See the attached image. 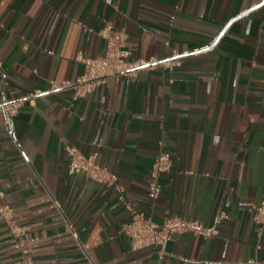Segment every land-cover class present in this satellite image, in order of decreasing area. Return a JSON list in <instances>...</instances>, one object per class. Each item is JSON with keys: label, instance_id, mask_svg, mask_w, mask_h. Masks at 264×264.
I'll return each instance as SVG.
<instances>
[{"label": "crops", "instance_id": "crops-1", "mask_svg": "<svg viewBox=\"0 0 264 264\" xmlns=\"http://www.w3.org/2000/svg\"><path fill=\"white\" fill-rule=\"evenodd\" d=\"M106 21L153 62L74 98L76 57L105 54ZM38 89L8 131L2 103ZM68 144L122 191L69 174ZM159 151L172 165L153 200ZM0 190L27 226L17 238L0 220V264H264V0H0ZM127 205L216 232L133 250Z\"/></svg>", "mask_w": 264, "mask_h": 264}, {"label": "built area", "instance_id": "built-area-1", "mask_svg": "<svg viewBox=\"0 0 264 264\" xmlns=\"http://www.w3.org/2000/svg\"><path fill=\"white\" fill-rule=\"evenodd\" d=\"M99 34L106 39L105 54L98 57H88L78 53L77 60L82 62L85 67L84 73L80 76L77 83H74V98L84 96L92 92L98 85L105 83L109 78L119 79L123 75L133 76L135 71L149 66L151 61L145 59L131 58L132 50L128 46L122 30L116 28L111 21H106L100 29ZM164 67H171L176 64L174 60L162 62ZM62 85L52 81V89ZM47 91L35 90L27 96L6 99L2 103L4 111V126L12 132L14 130L15 116L26 98L44 94ZM65 150L68 156L67 172L69 174L84 173L88 178L96 180L106 186H112L122 191L118 184V176L115 172L101 164L95 155L84 154L75 145H66ZM172 165L171 155L166 151H159L152 163L151 179L148 187V195L155 200L162 191L161 176L168 172ZM5 192L0 190V220L4 221L9 231L14 237L21 238L27 233V226L19 222L14 206L5 200ZM123 199V195H120ZM130 210V218L123 223L121 232L131 238V248L133 250L146 247H157L164 250L166 244L176 235L185 231L194 233L211 234L215 233L214 228L205 226L199 220H189L180 215L171 214L164 217L161 224L154 221L150 216L139 212L135 208L127 205ZM254 221L259 230H264V199L254 205ZM227 214L222 212L218 219L226 218ZM261 233V232H260ZM36 240V238H32ZM18 246H22L20 241ZM33 264V263H30Z\"/></svg>", "mask_w": 264, "mask_h": 264}]
</instances>
